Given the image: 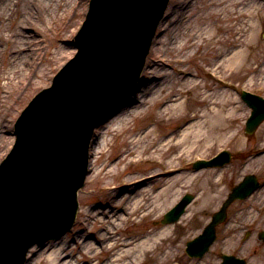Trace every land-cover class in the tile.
Instances as JSON below:
<instances>
[{
  "label": "rangeland",
  "instance_id": "rangeland-1",
  "mask_svg": "<svg viewBox=\"0 0 264 264\" xmlns=\"http://www.w3.org/2000/svg\"><path fill=\"white\" fill-rule=\"evenodd\" d=\"M24 1L26 6L28 2H32L28 8L34 9V7L46 0ZM176 2L181 4L180 13L176 11ZM51 3L60 13L63 12V9L67 10L66 13L64 12L63 17L52 18L48 21L45 20L44 14H42L43 18H40L36 13L32 12L35 17L31 21H27V18L22 16L21 13L12 12L11 14L9 13L6 22L3 25L0 24V65L4 67L6 58L10 56V53L5 48L9 45L4 43L1 35L3 33L8 34L9 39L11 37L14 39L19 34L21 39L16 41L17 45L13 49H20L13 55L17 59V66L22 67L24 73L20 74L18 88L12 91L9 86L0 84V114L6 123L2 124V127L9 130L7 133L0 131V161L13 144V123L15 118L31 97L50 83L52 75L75 52L72 44L73 35L84 20L89 0H53ZM23 5L21 4L22 8H24ZM237 6H242L249 12L242 18L243 21L247 22L245 29L243 28L242 31L238 30L236 27L238 24L233 26L232 21H224L222 17L226 16L221 14L212 15L210 18L212 24L209 22L211 24L209 28L216 40V46L222 50H231L232 42L238 44L248 40L247 45L249 46H245L246 51L243 54L244 60H242L244 69H239L238 73L232 75L230 79L264 96V0H240ZM217 9L216 0L168 1L165 10L166 18L156 29L145 67L140 73L143 81L140 87L143 88L146 85V88H148L145 91L148 94L141 96L140 100H145L147 108L142 110L140 116L135 118H127L120 110H116L117 112L111 113L101 123L100 129H103L99 130L100 132L102 131V135L99 141L95 143L94 149L88 154L89 164L83 181L84 185L77 192L79 206L72 228L60 238L61 243L57 244L59 242L58 239L57 241L45 242L41 247L34 245L28 252L25 264H45L40 263L41 255L45 258L52 250L62 251L61 256L69 257L66 259L67 261L76 260V264H88V262H84L86 258L84 252L88 248L84 249L86 241L88 239L92 240V238L100 240L97 235L98 231H106L111 223L108 211L110 209L116 211L121 208V205L119 206L116 200L120 196L122 198L123 195L129 196L128 194H131V191L135 189L134 184L136 186L138 180L141 181L155 172L157 169L155 167L156 161L152 160V154L144 152L138 156H143L140 161L136 160L135 162L134 160L137 157L131 155L128 160L117 165L120 172L114 173L116 170L114 162H117L120 155L119 150L121 149L123 138L127 135L133 137L129 133L131 127L139 128L145 127L149 123L151 124L154 120L153 113L161 107L159 103L154 101L155 94L150 93L153 86V89H157L160 92L164 87L170 88L180 77L188 78L190 75L179 73V68L187 67L188 71L198 75L197 78H190L199 83L202 91H210L213 95H217L222 85L210 79L205 73V69H202V67H206L208 62H211L209 59L212 56H204L193 51L194 55L190 56L185 63L180 64L175 62V55L171 52V47L174 43L176 44L179 41L186 42L183 38L188 35V31H192L191 38H194L195 42L198 41L194 36V32L198 29L205 31L206 13L210 11L216 12ZM203 13L205 14L202 15ZM171 15L172 17H170ZM21 22L26 23L19 26L18 24H21ZM45 24L48 25L46 26ZM169 34H171L172 38L169 43H166L165 38ZM221 40L224 41L223 46H221ZM196 45L198 46V44ZM220 70L228 71V69ZM3 74L5 72L1 73V75ZM3 76L8 77L9 83L13 80L11 74ZM5 79L1 76L0 82ZM224 88L229 90L227 95L223 97L228 100L226 106L228 108L237 106L239 109L238 113L234 115L237 116L235 117L236 121H232L233 126L228 132L231 136L230 139L225 144L216 146L208 154H193L184 158L180 162L179 168L184 170L185 167L186 173L187 170L190 171L192 169L191 165L187 164L189 161H195L197 157L209 158L222 149H228L232 152L234 154L233 160L220 169H212L214 172L217 171L214 173L215 175L212 172L205 174L211 178L213 176L216 177L218 174L216 179L220 177V182L222 181L218 186L211 187V182L208 181L209 186L207 185V187L194 184L175 188V190L179 189L180 193L168 209L185 193L193 194L195 199L190 204L186 214L177 223L170 225L171 231L167 245L171 253L162 264H219L221 252L240 256L249 263L264 264V244L256 242L254 235V231L264 229V122L258 126L253 134L247 135L244 132V126L250 110L242 101L237 89ZM134 92L125 100V105L137 102V95L135 94L140 93L139 90ZM192 96L194 98L195 92L187 88L180 94L182 100L192 99ZM180 124L181 122L175 124L174 121L167 123L159 120L156 125L157 132L164 136L169 131L177 129L176 127ZM235 133H239V139L232 138ZM103 139L104 142L107 141L105 153L104 151L103 153L99 152L98 147L99 143H103ZM146 156H148V159L152 158V161L148 160ZM102 163L103 165H101ZM106 163L108 164L107 166ZM103 166H106V170H111L109 175L105 176V178H96L95 171ZM159 170L161 169L159 168ZM203 170L207 172L210 169H201L196 172H202ZM156 173L155 176H159L150 181V185L153 188H159L163 180L172 177V175ZM181 173L182 171L180 170L176 175ZM249 173L255 174L261 180V186L246 199L234 202L229 207L227 221L217 228V239L209 251L201 258H189L184 251L186 241L201 232L211 213L217 210L230 187ZM208 192H210V197L207 196ZM164 212L159 216L146 217L137 225L132 224V221L130 222L129 220L122 225L121 219L118 221V228L120 229L118 230V237L122 238L123 235L134 233L142 227L160 230L163 225L161 223L156 224V222L161 219ZM134 215L131 220L135 217ZM122 226L123 228L121 229ZM246 231H252L251 235L246 236ZM87 234H89L88 238H86ZM93 243L96 242H92L91 246H93ZM108 244L111 243L108 242ZM96 246H93V248L98 250ZM162 251L157 254L159 257L163 256ZM103 256V254H99L96 261L100 262ZM140 264L158 263L146 261V263Z\"/></svg>",
  "mask_w": 264,
  "mask_h": 264
},
{
  "label": "bare ground",
  "instance_id": "bare-ground-1",
  "mask_svg": "<svg viewBox=\"0 0 264 264\" xmlns=\"http://www.w3.org/2000/svg\"><path fill=\"white\" fill-rule=\"evenodd\" d=\"M52 1L53 0H46L40 3V5L34 7V9H29L28 7L32 4V2H28L26 6V2L24 0H0V24L3 25L8 19L9 13L11 14L12 12L21 13L22 16L27 18V21H31L32 18L35 17L32 12L36 13L40 18H43L42 14H44L45 20L48 21L52 18L58 19L63 17L64 12L66 13L67 10L63 9L62 13L58 12L55 6L52 5ZM239 2L240 0H216V5L218 6L216 12L210 11L205 15L206 30L203 31L198 29L194 32V36L198 39V41L195 42L194 38H191L192 31H188V35L183 38L186 42L179 41L176 44L174 43L171 47V52H173L176 57L180 58L181 62L186 61L190 56L194 55L193 51L204 56H212L209 59L211 62L206 64L205 71L210 75L211 71L214 72L220 83L229 84L228 81L232 80L230 77L238 73L239 69L242 67V60H244L243 54L246 51V47L249 46L247 45L248 40L238 44L232 42L231 50L220 49L216 46V40L209 28L212 24L210 18L215 14L226 16L222 17L224 21H232L233 26L238 24V26H236L237 29L242 31L243 28L245 29L247 26V22L243 21L242 18L249 12L244 7L237 6ZM21 4H24V8L21 7ZM180 6V2H176L177 13H180ZM204 14L205 13L202 15ZM170 17H172V15ZM24 23L26 22H21V24L18 25L22 26ZM48 24L45 25L47 26ZM1 37L5 40L8 38V34L3 33ZM171 38L172 36L169 34V36L165 38V42L169 43ZM18 39H21L19 34H17L13 41H10L9 46L5 47L10 53V56L7 57L6 65L4 67L0 65V79L2 76V78H6L5 80H7H1L0 84L9 86L11 91L18 88L20 74H24L22 71L23 68L17 66V59L13 55V51L20 49H13V47L17 45L15 41ZM5 41H8V39ZM196 44H198V46ZM223 44L224 41L221 40V46H223ZM15 53L17 52L15 51ZM220 69H228V71H222ZM4 72L5 74L12 75L13 80L10 83L8 77L3 76L5 74L1 75V73ZM184 72H188L187 69H182L180 74L184 75ZM197 76L198 75L194 73H190L188 78H184L182 76V78L180 77L179 80L175 81L170 88L164 87L160 90V92H158L157 89H153L154 86L151 88L150 93L155 94L154 101L159 103L161 107L153 113L154 120L151 124L149 123L145 127L139 128L133 126L129 131L133 137H129L127 135L123 138L121 142V149L119 150L120 155L117 162H114L116 166L114 173L117 174L120 172L117 167L118 164L128 160L131 155L137 157L135 158L136 160H140L143 156H138L144 152L152 154L154 161H156L155 167L157 169L154 172L155 174H150L141 181L138 180L136 182V186L132 183L134 184L135 189L131 191V194H128L129 196L123 195L122 198L120 196L116 200L119 206L121 205V208L116 211L113 209L108 211V213H110L109 217L111 218V223L107 227L106 231H98L97 235L101 241L98 239L96 240L95 238H92V240L88 239L86 241L84 249L88 248L84 252L86 255L84 262H88V264H138L139 261H150L162 264L171 253L167 245L171 231L170 225H165L160 230L156 228L152 229L149 227H142L137 229L134 233L123 235L121 238L117 235L119 234L118 230H120L118 228V221L122 219L121 224L123 225L125 221L129 220L130 222L132 221V224L137 225L146 217L159 216L177 199L180 190H175L176 187L194 184H200L207 187V185L209 186L208 181L211 182V187H215L220 185L222 182H220V177L216 179L218 174L216 177L213 176V178L205 175L207 173L210 174L212 172V174H214L217 172H214L212 168H206L210 169L207 172H205V170L202 172H196L191 169L190 171L187 170L186 173L185 167L184 170L179 168L180 162L184 158L193 154H208L216 146L225 144L231 137L228 132L233 126L232 121H236L235 117L237 116L234 115L239 111L237 106L229 108L226 106L228 100L223 97L227 95V91H229L227 88H224L227 86L222 85V88L219 89L217 95H213L210 91H202L200 89L199 83L193 79L197 78ZM141 82L143 81L140 79L138 82H135L128 89V93L126 95L119 97L117 104L115 105L117 111L120 110V112H122L123 115H126L127 118L138 117L140 116V112L147 108V103L145 100H140V97L148 94L145 93L148 88H146V85L143 87L144 89L141 88ZM186 88L195 92L194 98L192 96V99H181L180 94L184 92ZM137 90H139L140 93L135 94L137 95V102L135 104L125 105V100ZM183 104L185 105L184 107ZM159 120L167 123L174 121L175 124L181 122V124L176 127L177 129L171 130L169 133L165 132L166 134L163 136V134L157 132L156 125ZM4 123L3 117L0 114V131H5L7 133L9 130L2 127V124ZM100 128V126L97 127L96 134L91 140L90 151L94 149L95 143L99 141V138L102 135V131L100 132V130L103 128ZM232 138L239 139V133L233 134ZM106 143L107 141L104 142V139L102 144L99 143V152L103 153L104 151L105 153ZM146 158H148V156H146ZM101 165H103V163ZM107 165L108 164L106 163V166ZM106 166L100 167L95 171L96 178H105V176L109 175L111 170H106ZM159 168L161 170H159ZM180 170L182 173L176 175V173L180 172ZM156 172L165 175H172V177L163 180L159 188H153L152 185H150V181L159 176H155L157 174ZM209 193L210 192L207 193L208 197H210ZM189 208L190 205L187 204L184 211L187 212ZM132 210H134V213ZM186 212L184 214L182 213V216L185 215ZM133 214H135V217L131 220ZM122 228L123 226L121 229ZM87 233L89 232L87 231ZM88 235L89 234H87L86 238L89 237ZM94 241L96 243H93V246L97 245L96 247L98 250H95L93 246H91V243ZM107 241L111 244H108ZM58 243H61V240H59L57 244ZM160 251H162V257L157 255ZM61 252L62 251L52 250L45 258L41 255L40 263H77L76 260L67 261L66 259L69 257L61 256ZM99 254L104 255L100 262L96 261Z\"/></svg>",
  "mask_w": 264,
  "mask_h": 264
},
{
  "label": "water",
  "instance_id": "water-1",
  "mask_svg": "<svg viewBox=\"0 0 264 264\" xmlns=\"http://www.w3.org/2000/svg\"><path fill=\"white\" fill-rule=\"evenodd\" d=\"M166 0H92L96 13L89 15L85 21L77 43L85 51L84 56L77 62L75 68L68 67L64 77H60L48 96L41 102L37 114L53 113L61 122H78L89 133L92 125L98 124L106 109L113 102L110 95H114V101L121 97L132 84V78L140 70L145 53L148 49L154 25L161 14ZM254 107L252 116L247 122V131L254 129L258 121L264 116V102L255 97L248 98ZM68 125V124H67ZM86 133V135H87ZM68 142L72 149L77 146V136L67 135ZM85 142H80L82 151L78 158L85 162ZM51 153V152H50ZM39 153L33 158L37 160L36 171H46L51 160L48 157H41ZM226 155L217 156L213 163L222 164ZM227 160V159H226ZM79 174V180L82 173ZM36 189L48 195L47 189L33 174ZM255 182L246 181L236 187L230 194L228 200L223 204L221 211L213 216L208 226L212 234L213 227L225 216V208L228 203L237 196L239 192L246 195L255 187ZM51 196L47 204H53L57 198L63 196L56 193ZM77 203L72 196V206L69 221L53 235H60L69 228L73 220L74 210ZM7 237L21 238L24 233L14 226L10 231H4ZM28 234V233H27ZM213 237H211L212 239ZM31 241L28 238L27 245ZM209 241V240H208ZM208 241L200 239L197 242V253H201L207 246ZM243 261L237 264H241ZM233 264V262H228Z\"/></svg>",
  "mask_w": 264,
  "mask_h": 264
}]
</instances>
